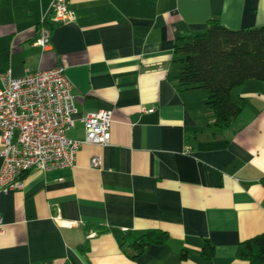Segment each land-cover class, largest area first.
Instances as JSON below:
<instances>
[{
  "label": "crops",
  "instance_id": "obj_1",
  "mask_svg": "<svg viewBox=\"0 0 264 264\" xmlns=\"http://www.w3.org/2000/svg\"><path fill=\"white\" fill-rule=\"evenodd\" d=\"M50 1L0 0V73L63 68L76 109L66 137L108 111L110 141L0 193V264H241L239 245L264 234V83L235 87L240 113L214 129L207 92L176 87L174 50L212 20L264 27V0H66L72 20L50 26L43 50ZM148 231L166 238L130 259Z\"/></svg>",
  "mask_w": 264,
  "mask_h": 264
},
{
  "label": "built area",
  "instance_id": "obj_2",
  "mask_svg": "<svg viewBox=\"0 0 264 264\" xmlns=\"http://www.w3.org/2000/svg\"><path fill=\"white\" fill-rule=\"evenodd\" d=\"M71 20L66 0H51L34 45L45 50L51 40L50 26ZM74 104L70 83L61 67L18 78L12 77L10 71L0 73V193L22 189V177L29 171L72 168L83 145L109 144L108 111L84 117L82 140L66 137L74 127ZM100 165L101 158L93 157L90 166L97 169Z\"/></svg>",
  "mask_w": 264,
  "mask_h": 264
},
{
  "label": "trees",
  "instance_id": "obj_3",
  "mask_svg": "<svg viewBox=\"0 0 264 264\" xmlns=\"http://www.w3.org/2000/svg\"><path fill=\"white\" fill-rule=\"evenodd\" d=\"M174 53L181 65L176 87L207 92L214 129L226 128L238 117L240 106L230 98L235 87L251 80L264 83V27L229 30L212 20L204 32L177 45ZM261 183L264 185V179ZM165 238L163 233L146 232L132 241L133 254L128 257L135 260L148 246ZM201 256L211 259L213 246L206 243ZM180 258L185 259V253ZM237 258L241 264H264V234L241 243Z\"/></svg>",
  "mask_w": 264,
  "mask_h": 264
}]
</instances>
